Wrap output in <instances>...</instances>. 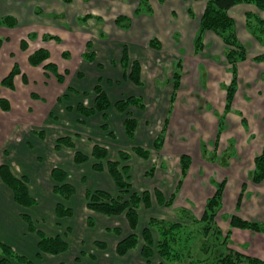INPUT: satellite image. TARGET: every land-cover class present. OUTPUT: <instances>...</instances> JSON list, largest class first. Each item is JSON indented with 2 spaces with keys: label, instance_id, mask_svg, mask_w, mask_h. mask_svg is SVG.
I'll list each match as a JSON object with an SVG mask.
<instances>
[{
  "label": "crops",
  "instance_id": "obj_1",
  "mask_svg": "<svg viewBox=\"0 0 264 264\" xmlns=\"http://www.w3.org/2000/svg\"><path fill=\"white\" fill-rule=\"evenodd\" d=\"M139 1L140 0H99L101 5L100 8L103 10L100 14L103 21L101 23H90L87 21L85 24H81L79 23V17H84L82 14L83 12L86 14H96L94 8L99 7L96 0H90L89 2L77 0V4H79L81 8H78V5L74 4V0H0V18L6 15H11L17 19L18 25H37L36 27L40 30L43 28H51L53 32L56 31L58 33V31H60L67 39L70 38L71 34L65 32L64 24H62L58 19L65 21L66 18H70V21L76 23L77 26L75 27L79 26L76 32L80 33V35H78L80 40L77 41L76 39V42L79 45L77 51L81 54V57L78 62L79 66H76V68H78L74 78L81 82L85 80L86 84L82 86L80 84L81 82H78L75 87H78L76 90L79 91V95L71 94V97L67 99L68 101L61 100L58 108L56 106L55 109H52L48 112V114H45V127L48 125H54L55 127L56 125H59L60 122L65 119L64 116H61L60 112L63 110L67 112L69 107H74L78 103L89 104V108H92L94 106L93 100L86 101L85 99L88 97L89 99H93V89L99 78H113L109 75L110 72L113 71L114 77L117 78V82H119V84L123 81L129 83L125 72L121 67L118 66L117 68L110 69L109 72L105 73V67L100 70L96 63H89L83 59V54L87 52L86 43L89 41L93 44V51L96 53L97 62L101 58L104 59L105 62L112 60L119 62L123 46L127 45L130 52V58L132 60H138L141 63L143 80L146 78L147 74L145 66H148L150 62L155 61L156 65L165 64L163 66H166L169 62V67L167 66V69H165L167 70L166 75L169 72V75L173 76L176 64L179 60H181L184 64V76L182 81L183 85L178 91L192 92L198 89V84H196L195 81H193V89L191 90H188L189 86H184V84L188 82L186 78L191 73L194 78L198 76V80L202 77V79L207 82V85L200 86V94H202L201 97L207 101L211 100L214 102L216 106V111H214L219 114L220 117H225V103L227 97L226 86H229L232 79L231 71L229 70L230 67L227 65L224 56L225 46L216 35L208 32L205 35L206 47L204 51L198 55L194 53V38L198 28L199 19L205 8V0H164L162 4L159 3V0H149L150 4H152L155 8L153 16L142 15L135 17L134 10L138 6ZM189 6H192L195 10V20H192L186 11V8ZM241 14L242 9H237L232 12V15L238 23L239 36L241 40L249 44L250 58L238 66L239 84L233 108L239 111L238 115L243 114V117L241 118L238 115H231L227 113L229 114L228 120H230L229 118L233 116H237L233 121L235 125L237 124L240 126L238 127L239 130H232L231 127L219 135L217 129L220 120L217 118L215 113L209 111L207 108L201 112L196 110L197 114L194 115V119L190 120V116H192L191 113L189 116L187 111L179 108L180 105L184 103L187 104L184 97H181L179 104L176 100L174 103L170 102L171 100L168 101V103H170L169 106L171 107H168L167 112H162V117L164 118L160 119L162 125L163 122H166V120L170 121L168 122V126L169 129L171 127L173 131L170 130L169 140H173L171 133L174 135V130L176 132L179 131V129L182 130V137L176 136V138L177 141H181L182 143L185 142V145L189 143V137L199 144L201 141L207 140L208 136L211 139L217 134L218 138H221V140H215L219 143L217 144L216 152L220 154L219 156L227 154L230 157V161L225 164H216L213 161H206L202 158L203 160L200 161V167H202L201 171L205 173L203 175V180L196 181L191 179V184L186 190L182 191L181 188L185 185L184 179L191 174L192 167H196V162L193 161L192 156L188 153L192 159V164L187 176L182 178V172L179 174L171 166V163L177 159V156L175 155L180 154L182 151L175 152L171 145L172 142L168 143L169 140L167 139L165 140V146L162 149V151L165 152V155L162 156H165L163 157L164 160H166L167 163L169 162L170 165L161 166L159 168V172L163 174L168 173L167 175H170L171 178L178 175V179L175 181L177 186L180 183L178 182L177 184L179 177L182 178V182L180 186H178V188H180L175 189V182H172L170 180L171 178H168V176L165 177V174L161 175L158 173L155 178L156 181H158L157 183L162 187L156 188L161 189L165 198H169L175 194V200L178 202V210L176 213L175 211L173 212L174 215L160 216V218L167 221H176L178 219L177 213L181 208L187 210L194 209V215L198 218L201 217L207 201L212 198L216 192V183L226 181L223 193L222 210L221 214L217 218L218 226L224 233L231 231L232 249L247 256L255 257L264 261V234L250 230L231 228L229 220L226 218L228 216L237 215L248 221L264 223V182L256 185L250 181V174L254 170V159L262 152L264 146V65L254 63L251 58L254 55L263 52L264 49H262V47L246 33L244 19ZM119 15H126L132 18V27L130 31L125 32L115 26L114 21ZM93 25L95 29H97L95 34L92 33L88 39L82 37V35L84 36L87 34V27H92ZM1 31L6 32L7 30ZM102 32L105 35L104 37L100 36ZM1 34L2 33L0 32V35ZM153 37H157L161 40L163 50L156 51L148 47L147 43ZM84 69H88L90 71V75L92 77L91 80H89V74L86 78L85 76H80L79 70L80 72H85ZM101 72L103 74H100ZM117 84H114L115 86H113L115 88H119ZM75 87L71 85L73 90H75ZM112 88L111 82H107L104 86V90H106L112 104L124 96H131V93H128L129 91L127 92L128 95L122 96V91L120 92L118 89H115L114 91ZM130 91H132V95L137 96V93L140 92V95L143 96L145 89L144 86L139 87L133 85L130 87ZM174 91L175 89L172 85V94ZM178 91L177 93H179ZM201 101L199 104H201ZM58 110L60 115H55L54 119L51 118L50 116H52V113L55 112L56 114V111ZM130 110V113L138 120L139 124L133 141H130L127 138L123 129L125 116L116 114L114 106H112L106 113L95 114V116L90 119H82L75 112L74 114L69 115H71L76 122L82 120L83 124L81 123L80 125L90 129L89 131L92 133L91 137H95L98 141L99 136H101L100 140H106L102 144L99 143V145L108 149L110 159L112 158L111 155L115 154V151H117L119 155L121 150H118V148L120 146L124 147V145L128 146L132 143H135V145L133 146L132 144V147L130 145V148H134L136 146L144 148L146 146V148L150 151L155 150L153 148V143L157 133L154 132L155 130L152 131L148 129L152 121L146 120L145 124L141 123L140 125L141 119H147V112L138 109L136 111H132V109ZM149 118L154 119L153 114L149 115ZM95 120H100V123L94 128L92 127V122ZM116 121L121 124L118 131L115 129ZM64 123H62V125H64ZM106 124L108 125L109 130H104L101 127ZM243 125H248L250 130H246ZM208 126H210V130H207ZM191 127L193 128V131L189 132ZM110 132L115 135L114 138H112L109 134ZM254 137H256L257 141ZM125 141H128L130 144L128 142L124 143ZM108 143L111 147H109ZM224 143H226L225 146H223ZM33 145H35V149H37V147H41L39 142L32 144L28 140L23 141L22 144L17 143L10 145V147L6 148L3 155V159L5 158L3 161L4 164H8L13 173L24 175L25 177L28 176L30 178L26 170L30 171L32 168V171H36L40 169L33 166V163H31V159L33 158L32 150L34 149ZM243 146L250 151L246 152L243 149ZM17 151L20 153L17 154ZM184 152L187 153V151ZM245 154L248 156L247 160L243 159ZM136 158L137 160L139 159L137 156ZM8 159H10V161H7ZM17 163L19 164V167L24 166L25 170L17 168ZM164 163L167 164L166 162ZM58 167L66 170V166L64 165H59ZM68 175L70 181V174ZM100 176L96 175V177H94L95 179L98 178V180L93 184V186L98 185L101 182L103 185L105 184L104 186H106L105 189L107 191L116 195L117 189H115V184L109 174L101 173ZM132 177L134 181L133 173ZM35 178L36 177H34V179ZM50 179L51 180L48 185H45L39 179H32L33 182L29 185V192L35 200H38L39 204H37L34 208L29 209L24 208L15 202L12 190L3 183L0 177L1 243L11 247L18 254L31 259L33 264L142 263L143 258L139 251H132L123 257L118 256L116 253L117 244L121 238L124 237V234L123 236H119L115 233L113 234L112 230L119 228V230L121 229V234L125 233L127 235V233H131V229L124 215L107 217L96 214L98 220L100 218L101 222H110L109 225L107 223L105 227H102L104 228L103 235L100 238L104 239L103 241L106 242V246L109 247V252L114 254V257L107 258L109 261L105 260L101 263V255H105V252L101 249H93V246L89 245L90 250L88 251L86 249L87 254L83 256L82 259H79V244L88 246L87 244L89 241L95 240L93 239L94 237L92 236V232L89 231L92 230V228H89L86 223L80 225V216L82 215V211L90 213L86 209L85 198L82 194L83 191L81 190V183L78 184L79 186L70 183L77 189V195L73 197L68 204L69 207L73 209L74 214L72 217L59 220L56 215V208L61 200L53 193L55 182L52 178ZM139 179H143V177L140 176ZM149 180H154V177ZM133 181V188L136 189L137 184L135 185ZM139 184L142 185L141 183ZM172 189H174V191L170 193ZM156 208L161 207L157 205V202H154L149 209H146V212H144L145 209L140 210L138 230L136 232L138 235H140L142 230L147 227L151 218H158L154 215V213H151ZM22 215H29L31 218L33 217L34 219H37L38 222L41 223V230L45 235L49 237H63L69 245L68 251L58 256L44 255L41 259H37L36 256L38 254L39 242L38 237L36 234L30 232L29 227L22 219ZM89 216L90 215L86 214L83 218L85 217L87 219ZM99 228L101 227H98V229ZM81 245L80 248L82 247Z\"/></svg>",
  "mask_w": 264,
  "mask_h": 264
},
{
  "label": "rangeland",
  "instance_id": "obj_2",
  "mask_svg": "<svg viewBox=\"0 0 264 264\" xmlns=\"http://www.w3.org/2000/svg\"><path fill=\"white\" fill-rule=\"evenodd\" d=\"M96 1L98 3V6H99V7L94 8L95 9L94 11L96 14L95 15L86 14L83 12L82 14L84 15V17H87V16L101 17L100 14L103 10H102V8H100L101 5H100L99 0H96ZM74 4L78 5V8H81L79 6V4H77V0H74ZM5 17H12V18L16 19L15 17H13L11 15H6V16L1 17L0 20L2 18H5ZM58 20L61 21L62 24H64L65 32L71 34L69 39H67L64 36V34L62 35V33L60 31H58V33L56 31L53 32V30H51V28H46V29L43 28L40 30L39 28L36 27L37 25L36 26H30L29 24L28 25H23V24L18 25L17 24L16 27L11 28V27H7L3 24H0V32L2 33L0 35V37L3 41L1 49H0V99L8 100L9 105H10L9 109L5 110L2 108V106L0 104V167L2 165H8V164H4V162H3L5 160V158L3 159V157H4L3 155H4L6 148L10 147V145H12V144H17V143L22 144L23 141H25V140L30 141V143H32V144L39 142V145L41 147H39V148L37 147V149H35L34 148L35 145H33V148L35 150L34 149L32 150L33 158L31 159L32 160L31 163H33V166H36L40 169L36 170V171H32V168L30 169V171L26 170L30 176V178H29L28 176L25 177L24 175H19L17 173H13L10 166L9 165L8 166H9L12 174L17 179H22V178L27 179L28 188H29V185H31L33 182L32 179L33 180L39 179L42 183H44L45 185L46 184L48 185L50 180H51L50 178L53 179V177H52L53 169H56V168L61 169L58 167L59 165L66 166L65 169L67 170V172H66V170L61 169L62 171L66 172V174H67V180L65 183H67V184L73 183L75 185H78L79 183H81V187H82L81 190L83 191L82 194L85 198L86 209L90 212V213H88V212L82 211L81 214L82 215L84 214L83 216H85L86 214L90 215V216H89V218L86 219L85 217L83 218V216L81 215L80 216V222H81L80 225H83L85 223L88 224V227L92 228V230H89V231L92 232V236L94 237L93 239H95V240L89 241L87 244L88 246H86V245L83 246L84 244L83 245L79 244V249L81 251L79 250L78 257H79V259H82V257L87 254L86 251L90 250V246H93V249H95V248L101 249L103 252H105L104 253L105 255H101V258H102L101 263H102L105 260L109 261V259H107V258L114 257L113 256L114 254H111V252H109V247L106 246L107 244H106V242L103 241L104 239L100 238L103 235V229L104 228H102V227H105V225L108 222H105V221L101 222L100 218L98 220V217L96 214H98V215H103V214L96 212V211H93L92 209L88 208L87 194L88 193H94L97 191H104V192L108 193L109 195H111L113 198L121 197V194L119 193L116 185H115V189H117L116 195H113L109 191H107L105 189L106 186H104L105 184L103 185L101 182L98 185L93 186V184L96 183V181L98 180V178H96V179L94 178V177H96V175L100 176L101 173L102 174H109L107 166H104V170L102 172L96 171L94 169L95 160L91 157V154H92L91 151L93 150V148L96 145H99V143L100 144L104 143L106 140H104V139L100 140L101 136H99L98 141L95 137H93V136L91 137L92 133L89 131L90 129L87 127L85 128L84 126L80 125L82 123V120H79L78 122H76L71 117V115H69V114H74V112H75L82 119H86L76 112L77 106L80 103L76 104L74 107H71V108H73V111L68 110L66 112L63 110L62 112H60L61 116H64L65 119H63L59 125H56V127L54 125H52V126L48 125L46 127L44 126V121H45V117H46L45 114L46 113L48 114V112H50L52 109H55L56 106L58 108V106L60 105L59 102L61 101L60 99H62L64 101H68L67 99L71 97V94H74V95L78 94L79 95V91L76 90V89H78V87H75V85L78 82H81V81H77L76 78H74V75H75L77 68H78V67L76 68V66H79L78 62H79L80 57H81V54H79V52L77 51L79 45L76 42V39H77V41L80 40V37L78 36V35H80V33L76 32V30L79 26L75 27V26H77L76 23L70 21V18H66L65 21H63L62 19H58ZM87 21H89L90 23H98V22H96L95 19H89ZM17 23H18V21H17ZM1 30H7V31L2 32ZM96 30L97 29H95L94 25L92 27L88 26L86 29L87 34L85 33L86 35H84V36L82 35V37H85L86 39H88V38H90V35L92 33L95 34ZM67 33H65V34H67ZM46 37H52L53 39L46 40L45 39ZM255 42H256V40H255ZM257 44L259 46H261L259 43H257ZM262 49H264V48L262 47ZM40 50H47L48 51V54H49L48 59H46L45 61H43V63H40L38 65H32L30 62V57ZM248 53L250 54V50ZM261 53H259V54H261ZM99 62H102V63H99ZM119 62L118 61L116 62V60L105 62L104 59H102V58L98 62H97V59L95 61V63L98 65L100 70H102L105 67V73L109 72L110 69L117 68L118 66L121 67ZM159 63H161V62H159ZM163 63H165V62H163ZM163 65H165V64H163ZM163 65L162 64L156 65L155 61H152L149 63L148 66H145V68L147 70L146 71L147 74H146V78L144 80L142 78V80L144 82L143 86L145 89V91L143 92V94H144L143 96L140 95L141 94L140 92L137 93V96L132 95L133 93H132V91H130V87L133 86L134 84L129 80V78H127V80L132 85L127 83L126 81L120 82V84H119V82H117V78L114 77L113 71L110 72L109 75L111 77H113L114 79L101 77L98 79V82H96V84L94 86V88H95L99 84L102 87V89L104 90L105 84L107 82L108 83L111 82V86L113 87L112 89H114V91H115V89H118L120 92L122 91V94H121L122 96L128 95V93L129 94L131 93L130 94L131 96H129V97H140V98H142L144 103H145L146 108H145V110H141V111L147 112L146 113L147 119H143V120L141 119L140 125H141V123L145 124L146 120H151L152 123L149 125L148 129H150L152 131L155 130L154 132L157 133V135L155 136L156 137L155 140L157 139L158 135L161 133L162 128L164 127L165 122H163V125H162L160 119L164 118V117H162L163 116L162 112H164V111L167 112L168 107H171V106H169L170 103H168V101L171 100L172 85L174 86L173 76H170L169 72L166 75L167 70H165V69H167V66L169 67V62L167 63L166 66H163ZM15 67L19 69V72L17 74H15V76L13 77L12 86L3 85V80L6 79L11 74V72H13ZM121 68H119V69H121ZM79 69H80V67H79ZM87 70L88 69H86V70L84 69L85 72H83V71L80 72V70H79V74H80V76L82 75L81 77L85 76V78L89 74L88 75V76H90L89 80H91L92 77L90 75V71L89 70L87 71ZM100 74H103V73L101 72ZM100 74H99V76H100ZM57 75L62 76V78L59 79V77ZM192 75L193 74L191 73L186 78V80L188 82H186L184 84V86H189L188 90H191V89H193V85H192L193 81H195L196 84H198V89L195 91H192V92L191 91H186V92H179L178 91L180 93V95H179V93H177V95H176V97H177L176 101H178L177 103L179 104L181 97L182 98L184 97V100L187 102V104L184 103V104L180 105L179 108L184 110V111H187V114H189V116L191 113L192 116H190V120L194 119V115L197 114L196 110L198 112H201L202 110H205L206 108L209 111L215 113V115L218 118L219 114H217L215 112L216 111L215 110L216 109L215 103L212 102L211 100L207 101L206 99L202 98L201 97L202 94H200V92H201L200 86L207 85V82H205V80L202 79V77H200V79L198 80V76H196L195 77L196 79H195ZM126 77H128V76L126 75ZM238 81H239V78H238ZM80 84L82 86H84L86 84V81L83 80V82H81ZM114 84H117L119 88H117V87L115 88ZM71 85L75 87V90H73L71 88ZM128 85H131V86H128ZM180 88H179V90H180ZM226 88H227V86H226ZM93 92H94V89H93ZM104 92H106V90H104ZM127 97L128 96H124V97L120 98L119 100L127 98ZM235 98H236V95H235L234 100H233L232 105H231V111L229 112V114H231V115H238V112H239L233 108ZM85 100L86 101L87 100H89V101L93 100V103H95V100H96L95 93H94L93 99H89V97H88ZM200 101H201V104H199ZM116 102H114V104ZM226 103H225V105H226ZM56 104H58V105H56ZM114 104L111 103L112 106H114ZM83 105H84V107L89 108V104H83ZM156 108H158V109H156ZM238 108H240V107H238ZM130 109H132V111L137 110L136 108H130ZM130 109L128 110L127 114H129L130 116L133 117V115L130 113L131 112ZM147 109H148V111H147ZM174 112H175V110H174ZM60 113L58 110V111H56V114H55V112H53L52 116H50V117L54 119L55 115H60ZM115 113L118 115H123V114H120L118 112V110H116ZM96 114H98V113H96ZM152 114H153L154 119L149 118V115H152ZM229 114H226L225 117L223 118L224 120H221V121L225 122V125H223V130L224 131L228 130L231 127H232V130H234V129L239 130L238 127H240V126L236 124L237 125V127H236V125L233 121L234 118L237 116H233V117L229 118L230 120H228ZM93 116H95V114ZM93 116H91V117H93ZM124 116L126 118V114ZM238 116H240L242 118L243 114H240ZM91 117H89V119ZM125 118H124V120H125ZM221 118L222 117H220L219 120ZM64 121H65V123H64ZM62 123H64V125H62ZM99 123H100V120L93 121L92 127H94V128L97 127V125ZM123 123H124V121H123ZM120 125L121 124H119V122H117V121L115 122V127H116L115 129L117 131H118ZM106 126L108 127L107 124H106ZM243 127L248 131L250 130V127L248 125H243ZM218 128H219V126H218ZM137 129H138V127H137ZM141 129H142V127H141ZM185 129H186V127H185ZM108 130H109V127H108ZM170 130L173 131L171 129V127L169 129V126H168L165 140H167V139L169 140ZM207 130H210V126L207 127ZM181 131H182L181 129H179V131H177V132L174 130V135L171 133V137L173 136V138H172L173 140L168 141V143L172 142L171 145L174 148L173 150L175 152L182 151L180 154L175 155V156H177L176 157L177 159H175V161L173 163H171V166L175 169V171H177L180 174L182 172L180 161H181V157L183 155H187L189 157L191 155L193 161L196 162V167L193 166L194 168L192 167L191 174H189V176L184 179L185 185L181 188V190L183 191V190H186L187 187L191 184V179L196 180V181L203 180V175L205 173H203L201 171L202 170V167H200V161L201 160L204 159L206 161H209V160L213 161L216 164H225L226 162L230 161L229 160L230 157L227 154L219 156L220 154H218L216 152L217 151L216 147H217V144H219V143L215 140L216 139H218L219 141L221 140V138L220 139L218 138L217 134L211 139L208 136L207 140H203L199 144H197L192 138L190 139V137H189V139H188L189 143H187V145H185L184 144L185 142L182 143L181 141H177V138H176V136L182 137ZM190 131H193L192 127L189 129V132ZM237 133H239V132H237ZM109 134L110 135L112 134L113 135L112 138H114L115 135L112 132H110ZM41 135H44V137L42 138ZM61 138L62 139L63 138L71 139L73 146L72 147L61 146L60 149L57 150L56 147L58 144V140ZM254 139L257 141L256 137H254ZM133 140H130V141H133ZM188 141H186V142H188ZM127 142L128 141H125L124 143H127ZM132 144H130L131 147H132ZM130 145H128V146L124 145V147L120 146L118 148V150L127 152L131 156L130 160L127 162V165H129V167H130V172H129V176L131 177L130 183L132 185V181H133L132 173H133V175H134L133 183L135 185L137 184L136 189H134L133 185H132V192H137L140 194L144 191L150 192L151 204H153L154 202H157V205H159V207H161V208H156L154 211L151 212V213H154V215H156L158 217V219H163V218H160V216L163 217L166 215H169V216L174 215L173 212L175 211V213H176L178 210V208H177L178 202L175 201L172 207L162 206L158 203L157 198H156L155 193H154L155 191H160L163 194L161 189L156 188V187H161V186L157 183L158 181H156L155 176L158 173H160L161 175H164L165 173L163 174V173L159 172L160 171L159 168L161 166H169L170 165L169 162L167 163V161L164 160L163 157H165V156H162V155H165V152H163L162 150L158 151V152L156 150H151L152 152H151V155L148 159H143V158L138 157L139 159L137 160L136 156L132 152L133 148H130ZM134 145H135V143L133 144V146ZM225 145H226V143H224L223 146H225ZM100 146H102V145H100ZM164 146H165V143H164ZM164 146H163V148H164ZM102 147H104V146H102ZM109 147H111L110 144H109ZM29 148H31V147H29ZM144 148L147 149L146 146ZM243 149L246 152L250 151L247 148H245L244 146H243ZM107 151H108V149H107ZM184 151H187V153ZM59 152L62 154H60ZM77 152H82L85 155H87L90 158L89 161L86 163H83V164L74 163L75 162V160H74L75 155ZM19 153L20 152L17 151V154H19ZM15 154H16V152H15ZM111 156H112V158H110V159H112V160H110V161L119 160V155H118L117 151H115V154L111 155ZM247 158H248V156H246V154H245L243 159L247 160ZM108 159H109V156H108ZM7 161H10V159H8ZM164 162H166L167 164H165ZM61 163H63V164H61ZM105 164H106V162H105ZM18 165L19 164L17 163V168H19V169L22 168L25 170L24 166L19 167ZM152 168H154L153 176H148L147 172L150 171ZM87 171H89V172H87ZM143 172H145V173H143ZM68 174H70V177H71L70 181H69V175ZM167 174H165V177L168 176V178H171V176L167 175ZM140 176H142L143 179H139ZM177 176L172 177L170 180L172 182H175L176 179H178ZM34 177H36V178L34 179ZM153 177H154V180H149ZM181 179L182 178L179 177L177 184H178V182L181 181ZM139 183H141L142 185H140ZM179 185H180V183H179ZM55 186H56V182H55L54 187H53V193L61 200V202L58 203L57 208H58V206H63V207H65V209H70L72 211L71 215H68V216L60 218V219L58 217L57 218L59 220H64V219H67L69 217H72V215L74 214V211L72 208L69 207L68 204L70 203V200L77 195V189L75 188V194L72 196L71 199L64 200L60 195H57L55 193V190H54ZM178 186L176 185V182H175L174 188L177 189ZM164 189H166V188H164ZM173 191H174V189H172L170 191V193H172ZM163 196L165 197L164 194H163ZM123 198H126V197H123ZM169 198H166V199L169 200ZM35 201H36V205H34L32 207H24V206H22V207L29 208V209L34 208L35 206H37V204H39L38 200H35ZM57 208H56V210H57ZM83 208H84V203H83ZM189 208H191V207H189ZM141 209H145L144 212H146L147 208H144V206H142ZM193 210L194 209H190L189 211L194 215ZM120 216H122V215H120ZM22 219H23V215H22ZM31 220L34 223L36 229L39 231H42L41 230V223H39L38 220L34 219L33 217L31 218ZM163 220H165V219H163ZM109 224H110V222L108 223V225ZM27 226H28V224H27ZM98 227H101V228L98 229ZM137 228H138V226L136 227L135 233L138 230ZM117 229H119V228H117ZM130 232L132 233V230ZM123 234H124V237H122L121 239H124L130 235L128 233H127V235L125 233H122L121 235L123 236ZM38 240H39V238H38ZM99 244H102L103 247H99ZM143 244L144 243H143L142 239L139 238V247L134 249V250L129 251L127 254H129L132 251H136V252L139 251L141 254V247L143 246ZM80 245L82 246L81 248H80ZM110 247H111V245H110ZM111 249H112V247H111ZM116 253H117V251H116ZM44 255H49V254H41V256L38 257L37 259H41L42 256H44ZM49 256H58V255H49ZM142 258H143V256H142ZM152 261H153V263H156L155 261H157V259L153 258ZM141 264H147L146 260L144 258H143V261Z\"/></svg>",
  "mask_w": 264,
  "mask_h": 264
},
{
  "label": "trees",
  "instance_id": "obj_3",
  "mask_svg": "<svg viewBox=\"0 0 264 264\" xmlns=\"http://www.w3.org/2000/svg\"><path fill=\"white\" fill-rule=\"evenodd\" d=\"M89 2L90 0H84ZM186 1V0H185ZM200 1V0H195ZM164 0H159L162 4ZM189 17L195 20L196 14L192 6L186 8ZM237 9H242V17L244 19L245 31L257 43L264 48V0H205V8L199 19L198 28L194 38V53L201 54L205 45V35L208 32L216 35L225 46L224 56L229 65L232 79L227 87V97L225 105V113L231 111V105L238 90V66L239 64L248 60L249 44L241 40L239 36L238 23L232 12ZM155 8L150 4L149 0H140L138 6L134 10V16H153ZM89 19H95L97 22H102V17L87 16L79 17V23L84 24ZM0 24L7 27L14 28L17 26V20L12 17H5L0 20ZM114 24L117 28L128 32L132 27V18L126 15H119L116 17ZM104 37V33L100 34ZM46 40L53 39L46 37ZM2 39L0 37V49L2 46ZM148 47L153 50H163V44L157 37L151 38ZM87 52L83 54V59L89 63H95L96 53L93 51L92 42L86 43ZM49 54L47 50H40L30 57L32 65H38L48 59ZM252 61L256 64L264 65V51L261 54L254 55ZM120 65L128 76L129 80L136 86L142 87L144 82L142 80V67L138 60L130 58V52L127 45L123 46L120 58ZM19 72L15 67L13 72L3 80V85L12 86L13 77ZM59 79L62 76L57 75ZM184 76V64L179 60L176 64L173 73L174 93L171 97V102L176 100L177 91L182 86ZM96 100L92 108L84 107L83 104H78L76 112L84 118H89L96 113H106L112 106L108 95L102 87L98 84L94 88ZM62 100V99H60ZM59 100V101H60ZM0 104L3 109L8 110L10 105L6 99H0ZM114 107L120 114L125 115L124 132L129 140H133L138 127L136 118L130 116L128 110L136 108L145 110L146 106L140 97H127L118 100ZM73 111V108H69ZM219 121L218 133L219 135L224 131L225 125L223 116ZM220 118V116L218 117ZM169 121L166 120L161 133L153 143V148L156 151H161L165 143V137L168 129ZM104 130H108L106 125H103ZM113 137V135L111 134ZM43 138L44 135H41ZM73 143L69 138H61L58 140L56 149L61 146L72 147ZM135 156L148 159L151 155L149 149L143 147H134ZM109 152L105 147L96 145L91 157L95 160L94 169L98 172L104 170L107 166L108 173L114 181L121 197L113 198L104 191H97L88 193V208L99 212L105 216L113 217L125 215L132 233L124 239H121L117 245L116 251L120 257L125 256L129 251L139 247V238L143 241L141 247V255L146 260L147 264H264L263 260L255 257L247 256L231 248V231L224 233L218 226L217 218L221 214L223 193L226 181L216 183V192L210 198L205 206L201 217H195L189 210L181 208L177 215L176 221H167L158 218H151L147 227H145L141 234L135 233L136 227L139 224V213L141 207L149 209L151 207L150 192L144 191L141 194L132 192V185L129 176L130 167L127 162L131 156L124 151H120L119 160L110 161L108 159ZM89 157L82 152H77L75 155V163L83 164L89 161ZM106 162V164H105ZM182 178L187 176L192 159L187 155L181 157ZM154 168L147 172L148 176H153ZM0 177L3 183L8 186L13 194L15 202L24 207H32L36 205L35 199L30 195L28 183L26 178L17 179L11 172L8 165L0 167ZM52 177L56 182L54 188L55 193L60 195L64 200H69L75 194V187L71 184L65 183L67 180L66 172L61 169H53ZM250 181L253 184H261L264 182V146L262 152L254 159V170L250 174ZM182 179L180 181V184ZM180 186V185H179ZM180 188V187H179ZM178 188V189H179ZM244 188V186H243ZM157 201L162 206L172 207L176 201L175 194L167 200L160 191H155ZM126 197V198H123ZM57 217L63 218L72 214L70 209H65L63 206H58L56 210ZM229 220L231 228H239L242 230H250L264 234V223L253 222L245 220L237 215L226 217ZM23 220L28 224L29 230L36 234L39 238L38 255H60L69 249L68 243L61 236L49 237L42 231L36 229L34 223L28 215H23ZM113 233L121 235L119 229L112 230ZM99 247H103L99 244ZM0 264H33V261L21 254L15 252L11 247L0 242ZM156 258V263L152 259Z\"/></svg>",
  "mask_w": 264,
  "mask_h": 264
}]
</instances>
